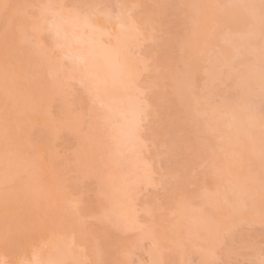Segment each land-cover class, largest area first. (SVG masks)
I'll list each match as a JSON object with an SVG mask.
<instances>
[{"label": "bare ground", "instance_id": "bare-ground-1", "mask_svg": "<svg viewBox=\"0 0 264 264\" xmlns=\"http://www.w3.org/2000/svg\"><path fill=\"white\" fill-rule=\"evenodd\" d=\"M84 1L0 0V6L4 3L20 6L10 9L7 16H5L2 7H0V37H2L5 27H9L10 31L16 32V43L21 49L17 67L6 84L3 67L2 39H0V234L3 233L6 226L5 202L7 201L9 206L7 223L9 226L18 229L24 236L21 247L9 248L7 253L5 252L3 241L0 240V259L5 257L13 260L24 258L31 260L33 264H48L50 260H62L67 262V264H74L76 261L96 259L97 253L94 256L95 253L92 249L93 245L88 242L85 236L87 234L84 235V230L79 231L74 229V227H79L78 222L80 223L79 220L81 216H75L74 220H71V225L74 227L70 225L61 228L57 224H50L47 226L44 220L45 215L55 214L54 211L61 205V202L67 201L68 204V202L72 200L69 191H67V174L72 176L74 172H79V176H81V174L88 175L90 172L86 166H90L93 161L94 155L92 152L94 149L92 150L91 147L88 150H86V148L82 150L81 157H78L73 164V172H70L72 169H67L65 166L63 167V165L54 168V171H51L52 173L50 171L48 172L49 175L47 174L46 176L48 181H54L55 179L52 180L51 178L59 171L60 176H63L62 179L59 175L57 176V178L59 177L55 180L58 186L57 188L55 181H50V186H48L47 180L42 183L38 181V175L44 170L42 168L43 159L37 162L34 159L32 153L33 148L31 146L24 148L17 144V140L24 132L30 129H38L39 145H36V148L39 147L42 153L54 155L55 149H53V146L56 143L55 140H57L56 137L58 134H56L55 131L53 138L49 142L48 137L52 134L44 127L45 119L52 117L51 111H46L45 113L37 112V103L34 102V98L35 101L50 106L52 103L51 101L54 100H51L48 96L49 86L53 83V79L56 78L57 80L66 81L64 86L73 90L75 86L81 87L82 92L87 96L89 101L91 113H97V115L94 116H98L102 120L100 124H94L91 138L95 142L92 144V146L94 145L93 148L95 146L97 148L100 147L105 156V162L101 164L97 163L98 165L100 164L98 166V176L101 185L98 184L99 182L96 185H99L98 187L100 189L97 187V191L100 190L99 193L103 190L106 194L103 200V203L105 202L104 209L112 222L102 223L98 219L101 225L104 224L109 230L114 229V231L118 230L121 232L118 234L116 233L118 238L126 233H135V237L132 234L134 239H132L133 237L131 236L130 240H134V243H136L132 244L133 242L130 240L127 242L132 244V250H135L136 247H141L142 245H138L143 243V239H146L148 246L146 248L147 250L145 249L146 251L144 250V252L147 253L146 257L149 255V262L146 264H153V261L158 258L166 260L164 258L165 251L161 253L155 247L156 241L162 234L174 237L177 241L175 245L170 247L169 250L171 252L169 251V253H177L179 257H175L173 260L169 258L168 260L174 261L175 264H191L192 261L196 264H205L206 261L215 258L214 250L217 245L223 243L224 240L229 237L217 236L212 228L215 221L219 218L220 213L227 210L226 207L223 206L224 200L240 201L242 199H247L248 193L254 192L257 195V208L259 207V180L256 179L257 177L255 178L254 171H249V169L254 166L256 173L259 174V116L262 107H264V97H261L258 89L251 97H245L234 82L230 84L228 81L230 86L227 89V80H219L216 78L215 68L209 63L207 57H193L186 64L181 61V65L178 59V65L181 67L184 65L182 68L183 71L181 70L182 73L178 68L182 80L184 78V81H187V72L191 74L194 72L192 71L194 69H196L195 73H198V75L200 72V77L205 74V78L204 76L199 78L197 74H193L194 78L192 77L190 80L191 82L195 79L194 82H191L193 87L187 88V84L185 85L187 88L185 90L184 88L181 89L184 87L182 86L184 85L182 80L179 82L176 81L177 83L174 81L173 83L174 86L175 84L181 85V88L179 87L181 92L184 90L183 93L178 92V95L182 99L180 102H183V106L190 105L186 104V102H191V105L195 103V108L199 110H193V112H195L192 114L194 116L196 115L195 118H198L199 114H202L199 118L203 120V124L197 121L203 128L198 126L201 130V135L204 138L208 137V139H211L209 136L217 132L218 136L216 138L220 139L218 141V149L213 152L214 144L206 138V157L208 156L210 158L207 157L211 162L208 161L210 165L212 164L210 169H212L213 172L209 170L205 163L207 162L206 160L204 164L201 165L203 166L202 173L204 176L208 174L209 177L205 183H212L214 186L208 184L211 186V189H213H205L206 191L204 188H200L201 192H199L202 194H200L199 199L198 194L194 197H197L198 201L193 198L195 204L192 202V198H187V200L189 199L193 203L192 204L188 200L190 203H188V205L183 201L184 198L177 199V197H174L173 201L168 200L169 202L165 199L166 205H170L168 213L166 212L167 215H164V218L158 217V220L155 223H151V226H148L150 222H145V224H143L138 216L139 209L138 211L136 210L140 208V205L139 207L137 206V200L139 199L142 188L147 189L155 185L152 182V162L150 163L145 158H149L148 153L144 152L143 154V149L146 145L145 140L142 138V135L135 132L133 110L138 94L146 91V89L148 90L146 86L140 84V81L143 80L142 78H144L147 73L146 71H150L151 69L148 70L149 65L146 66L143 63H140L136 67L135 72L132 74V78L138 83V87L126 89L120 85L118 80L115 83L109 81L108 88L106 90H101L98 94L94 90L90 91V89H92V80L89 78V74H94L97 79H103L112 71L108 63V57L110 55L109 49L111 48L123 45L130 50L129 54L133 56L134 61L135 57H139L140 52L137 55L134 52L140 51L143 46H146V43L149 45L148 40L136 34V28L142 23L141 18L143 16H140V14L144 15L145 12H143V9L124 8L119 11L115 9L116 6L122 5L124 0L120 1L121 4L116 5L115 3L114 9L109 4L112 12L109 10L110 8L105 10H84L74 7L79 6L81 3H83L82 5L88 3H90L88 5H95V2L99 4L101 0ZM109 1L102 0L100 4L105 3L104 5H108L107 3ZM135 1H131V3L143 5L141 0ZM178 1L176 0V3L179 5L197 3L206 6L259 2V0ZM33 5H53L55 7H31ZM136 10L139 12H135ZM185 11H182L183 14ZM219 11V9L205 7L198 11V18H190L191 21L194 19L193 21L196 23L199 20L200 23L198 22V25L201 24L195 27L194 25L197 24H193V22L189 20L190 23L187 24L191 27L189 30L185 29L188 33L194 30L192 32L193 34L191 33V37L195 43H193L192 40L191 44H188V46L193 44V50L197 48L203 39L211 35L212 20ZM129 13H131V16H129ZM118 16L122 17V20H118ZM184 20L186 23L188 19ZM122 24L123 27L121 26ZM191 29L193 30L191 31ZM196 35L199 36V39ZM216 39L212 41L214 47L218 46V44H216L218 43ZM196 42L198 44H196ZM220 42L221 45L217 48L221 49L224 47V43L222 40H220ZM192 46L189 48H192ZM54 53L56 54L55 57ZM52 54L53 56H51ZM186 68V75L182 76V74H185ZM162 79L164 80V75ZM224 81H226V83H224ZM200 82L204 84H200ZM167 83V85H170V80ZM223 87L225 89H223ZM219 88H222L225 93L221 89L219 90ZM200 89L202 92L204 91L203 96H201L203 99L198 95ZM229 89H231L230 91L233 90V92L230 93L229 91V93H226ZM222 92L226 97L223 96L225 99L223 100L222 98L221 101L220 97L223 95ZM147 93H150V91H147ZM232 93H234L233 96H231ZM228 94L230 95L227 96ZM239 97H242L243 100L240 101ZM194 98L196 100H194ZM215 98L216 101L219 99L220 103L216 102ZM186 99L188 100L186 101ZM197 101H199L198 104H196ZM6 102L11 114L10 123L12 127L9 144L7 146L3 134ZM200 103L205 107L199 106L200 108H198ZM244 104L251 105L255 114V122L248 126H245L238 118H234L233 116V113L238 111L239 108H242ZM201 108L204 112H202ZM21 115H23V119L17 124V117ZM63 116H67V114L64 113ZM197 118L196 120H199ZM106 120L110 122L106 123ZM112 125L119 126V135L113 134ZM72 128L75 129V127ZM249 129L254 133L256 138L255 148H253L249 138ZM213 141H215V139ZM6 148L9 150L7 158ZM209 150H211L212 155H210ZM28 153L29 155L31 154V157ZM81 169L83 172H80ZM63 171L65 173H63ZM61 172L63 174H61ZM50 174L53 175L51 176ZM215 177L218 179L216 180ZM59 180L63 184L59 182ZM97 180L96 178V181ZM217 181H220V183H217ZM204 187L208 188L209 186ZM202 190H204V193ZM167 194L171 196L169 192H167ZM176 199L177 201H174ZM138 201H140V199ZM64 204L65 202L61 205V208L63 206L64 209L62 211L64 214L66 212L69 214L67 204H65L66 206ZM141 206L143 207L144 205ZM65 209H67V211ZM99 215H101L99 210L92 211L91 208V219L93 217L97 219L96 217ZM72 218L73 215H71V219ZM77 218H79L78 221ZM29 221H31V224ZM26 222H29V225H27ZM256 225H259V223ZM22 228L26 230L24 231ZM210 231L212 232L211 235L209 234ZM79 232H81V234ZM140 239L141 243L136 245ZM118 240L119 239H116L118 246L115 244V248L121 252L119 248L125 245L122 243L121 239L119 242ZM118 250L117 252L119 253ZM129 256H131V254ZM191 256H194V259L190 258ZM195 256L198 260L195 259ZM189 258L192 259V261H189ZM225 258L228 259V257ZM194 262L192 264H194Z\"/></svg>", "mask_w": 264, "mask_h": 264}, {"label": "snow or ice", "instance_id": "snow-or-ice-1", "mask_svg": "<svg viewBox=\"0 0 264 264\" xmlns=\"http://www.w3.org/2000/svg\"><path fill=\"white\" fill-rule=\"evenodd\" d=\"M3 12L7 16L10 9L20 7L17 5L2 4ZM31 7L51 8L53 5H33ZM81 9L105 10L111 6L97 5H79L74 6ZM122 9H152L146 12L142 17V23L136 28V34L142 36L145 40L151 42L152 47H148L146 51H142V55L135 57V61L130 50L123 45L109 49L108 63L112 69L103 79H97L94 74H89L92 80V89L97 94L101 90H106L109 81L115 83L117 80L120 85L126 89L138 87V83L132 78L136 67L143 63L150 65L156 63L159 71L164 74L163 83L166 85L169 80L177 81L180 73L178 71V59L184 63H188L193 57H207L209 63L215 68L216 78L219 80H227L234 82L237 88L245 97H251L259 90L261 97H264V0L258 3H228L216 4L211 6L200 4H185L178 6L169 5H120ZM175 7L187 10L183 17L173 16L172 21L179 22L182 19H190L196 17L198 11L205 7L219 9V13L213 17L211 35L203 39L195 50H191L185 42L180 38L178 31L173 32L172 23H166L165 18L158 11ZM131 16V13H129ZM122 20V17H117ZM123 27V24L121 25ZM219 38L223 41L224 47L219 51H215L212 41ZM2 55L3 67L5 75V83L7 84L9 77L14 73L20 59L21 49L17 46V34L10 31L9 27H5L2 37ZM66 81L53 79V86L62 87ZM165 91H167L165 87ZM37 103V112L45 113L46 105ZM62 113H67L69 127H75L79 135L86 134V128L90 127L88 117L75 113L74 109L61 108ZM135 120V132L139 135L150 134L156 139H162L165 142V148L168 152L175 154L177 159H181L187 146L182 140V133L178 134V129L183 127V120L178 115H174L170 103L166 100H154L146 91L140 92L136 99L133 110ZM234 118L245 126L255 122L254 109L249 104H244L242 108L233 113ZM23 119V115L17 117V124ZM11 114L6 102L4 109L3 134L6 146L9 144V137L12 132ZM110 121L106 120V123ZM260 136H259V207L257 208V195L254 192L248 193L247 199L240 201L224 200L223 206L226 211H222L219 218L215 221L212 228L217 236L227 237L229 235L235 238L237 235L248 234L247 239L238 246H233L232 254L245 256L248 258L237 259L229 264H264V107H262L260 116ZM64 126V116L46 118L44 127L50 131L49 142L53 138L55 131ZM118 125H112L114 135H119ZM249 138L253 148L256 146V138L254 133L249 129ZM89 144L94 141L89 138ZM190 150V149H187ZM9 150L6 148V158ZM45 153L37 147L34 149V159L39 162L44 158ZM94 162H105L103 154H94ZM188 168L185 165L183 169H177L175 174L165 177L162 183H167V190L177 197H182L185 186L191 180L188 176ZM78 178L77 173L72 174ZM106 194L101 191L99 197L92 202V211L99 210L101 215L96 218L101 222L111 223V219L104 209L103 200ZM68 211L73 216H82L84 205L80 198L74 197L67 204ZM9 206L5 202V220L6 226L0 240L3 241L5 252L9 248L21 247L24 236L16 228L8 225ZM259 223L261 229V240L259 245L258 256L255 252V243L251 239V233L254 232L256 224ZM207 230V229H206ZM211 235L212 232L210 231ZM86 239L92 243L97 253L94 260L76 261L74 264H134L128 257L132 252V245L123 246L120 258L116 260H107L104 258L105 249L98 235L88 233ZM177 243L174 237L167 234L160 235L155 243V247L163 253L169 250L171 246ZM0 264H33L28 259H0ZM48 264H67L62 260H50ZM153 264H175L174 261L164 260L162 258L155 259ZM205 264H222L215 259L208 260Z\"/></svg>", "mask_w": 264, "mask_h": 264}, {"label": "rangeland", "instance_id": "rangeland-1", "mask_svg": "<svg viewBox=\"0 0 264 264\" xmlns=\"http://www.w3.org/2000/svg\"><path fill=\"white\" fill-rule=\"evenodd\" d=\"M120 1L121 0H119V1L116 0V2H115V0H113V1L110 0L107 4L108 5L110 4L113 7V9H114L115 8V3H116V5L117 4H121ZM131 1H135V0H124V2H122L123 3L122 5L135 4L133 2L131 3ZM141 1L143 2V5H154V4L169 5V6H178L179 5L178 3H176V0H141ZM186 1H190V0H186ZM78 2H80V1H78ZM99 2L101 3L102 0L99 1ZM135 2H137V1H135ZM200 2H202V1H200ZM84 3H85V1H84ZM92 3H94V2H92ZM82 4L83 3H81L80 5H82ZM88 4H90V3H88ZM88 4H85V5H88ZM94 4L96 5L97 2H95ZM195 4H197V3H195ZM118 6H120V5H118ZM118 6H116L115 9H118V11L120 9L123 10L122 8H120ZM84 10H86V9H84ZM109 10L112 12L111 8ZM138 10H139V8H138ZM138 10H136L135 12H137ZM143 10H144L143 12H145V13L146 12H149V11H152V9H143ZM156 11H158L160 14H162L164 16L166 23H172V29L171 30L173 32H177L178 31L180 38L185 42V44L187 46H188V44H191V41L193 40V38L191 37V33L194 30L191 29V31L192 30L193 31L188 33V32L185 31V29H188L189 30L190 27H191L187 23H190V22H193V24L196 23V22L193 21L194 19L192 21L190 19H188V20L186 19L187 20L186 23H185V20L184 19L179 20V22L172 21V19H171V17H173V16L183 17V15H184L183 12L185 10H181V9L175 8V7H169V8H165V9H159V10H156ZM114 13H116V12H114ZM138 16H139V13H138ZM140 16H143V14H140ZM196 17H197V15H196ZM141 20H142V18H141ZM189 20H190V22H189ZM200 20H201V18H200ZM196 21H197V19H196ZM198 22L200 23L199 20H198ZM198 22L196 23L197 25H194L195 27L196 26L198 27V26L201 25V24L198 25L199 24ZM184 24H187V25H184ZM208 24H210V23H208ZM197 37L199 39V36H197ZM200 40H201V38H200ZM216 40L218 42V43H216V44H218L217 47H219L221 45L220 39L218 38ZM192 42L195 43L194 40ZM197 42H199V41H197ZM197 42H196V44H198ZM192 45H190L188 47H191ZM148 47H152L150 41H149V45H147V43H146V46H143L140 51H138V52L135 51L134 53L137 55L140 52V54H139V56H140V55H142V51H146ZM217 47L215 46V48H217ZM190 49L193 50L194 49V46H192V48H190ZM219 50H220V48L215 49V51H219ZM51 56H53V54ZM55 56H56V54L54 53V57ZM53 59H55V58H53ZM180 62L181 61H179V64L181 65ZM180 65H178V68L181 71L184 65L182 67ZM149 67H148V70L149 69H151V70L150 71H146L147 73L145 74L144 78H142L143 80L140 81L141 82L140 84H142V85H144V86H146L148 88V90L146 89V92L147 91H150V93H148V95L150 94V96H151L152 99H154V100H166V101H168L170 103V106H171V109L173 111V114L180 116V118L183 120L184 124H183V127L182 128L178 129V134H181L182 133V140L185 143V145L187 146L186 151L183 153L182 158L181 159H177V157L175 156V154H172V153H170V152H168L166 150L164 140H162V139H156V138H154L150 134H144V135H142V138L145 140V143H146V145L144 144L146 150H145V148L143 149V154H144V152L148 153L149 158H147V157H145V158L150 163L152 162V164H151V165H153V173H152V176L153 177H152V179L154 180V181L152 180V182L154 183L155 186H152V187L150 186L147 189H143V188L141 189L140 196H139L140 201H138L139 199L137 200V206L139 207V205H140V208H137L136 210L138 211V209H139L138 216H139L140 221L143 224H145V222H147V223L150 222V223H148V226L149 225L151 226V223H153V222L155 223L158 220L157 219L158 217L159 218H164L163 216L164 215L165 216L167 215L168 208H170L169 207L170 205L169 206L166 205L165 199L167 201L168 200L169 201H173L174 197H177V196H173L167 190L168 185H167L166 182L165 183H162V181L164 180L165 177L172 176V175L175 174V172H176L177 169H183V167L185 165L187 166V168H188V173L187 174L191 178V180H190V182L188 184H186L185 191H184L183 196L182 197H177V199H183L184 198L183 201L186 202L187 205L189 203L188 202L189 199L187 200V198H190V199L192 198V202L195 204V202H194L195 200L193 201V198L195 196H197V194L199 195L198 199L200 198V194H202V193H200L201 192L200 191V188L201 189L204 188V190L205 189L207 190L209 188L211 189V186L212 185L214 186V184L208 183L210 185L212 184L211 186L208 185V184H206L207 182L205 183V181L207 180V178H209L208 177V174H207V176H204V174L202 173L203 166H201V165L204 164V161L205 160L208 162L209 159H210L208 156L207 157L209 159L206 157V151H205L206 145H207L206 142H207L208 137L205 136L207 139L204 138L201 135V133H200L201 130L198 127V126H200V128H202L201 124H203L202 123L203 120L201 119L202 120L201 121L200 118H199L202 114L200 115L199 113H197V114H199V117L198 118L196 117V118L199 119V120H196V118H195L196 115L194 116L192 114L196 110H199V109H196L195 108V105H194L195 103H193V105H191V102H189V101L192 100L191 99V100L188 101L189 103L186 102V104H190V105L183 106V104H182L183 102L182 103L180 102V101H182V99L178 95V92L179 93H183L185 89H187L189 87H193L191 82H194L195 79H194V81H191V82H190V80H191L192 77L194 78V75H196V74L198 75V73H195V70L196 69L192 70L194 72L190 74L189 72H187V68H186L185 74H182V76H185L186 75V72H187V74H188L187 81L185 80L186 81L185 82L184 81V78L182 80L181 76L179 77L180 80L179 79L177 80L178 82L181 81V80L183 81L182 83H184V85H182V86H184V87L181 88L180 87L181 85H179V84L178 85L175 84V86H174V83H173L174 81H172V80H170V85H167L168 83L165 85L163 83V81H162L163 80L162 78H163V75L164 74L159 71L158 65L156 63L150 64ZM182 71H181V73H182ZM196 72H198V71H196ZM181 73H180V75H181ZM202 74H204V73H202ZM199 75H200V72H199ZM199 75H198L199 78H202L203 76L205 78V74L202 77H200ZM204 78H203V80H204ZM203 80H202V82H203ZM202 82H200V84H204ZM171 83L173 84V86H172ZM224 83H226V81H224ZM224 83H222V84H224ZM227 83H228V81H227ZM229 83L230 84H233L232 82H229ZM228 84H226L228 86V87L226 86L227 89L230 86V84L229 85ZM185 85H187V88H186ZM200 86H203V85H200ZM221 86H223V85H221ZM165 87H166L167 91H165ZM179 87L181 89L184 88L183 92L180 91V88ZM224 87H225V85H224ZM224 87H223V89H225ZM73 88H74V90L63 85L62 87L57 86L54 89V86H53V83H52L49 86V95L48 96L51 98V100L53 99L54 101H51L52 103H51L50 106H46L47 107V111H51V115L52 116L54 115V116H57V117H61L62 115H64V113L61 112V108L62 107H65V108L70 109V110L71 109H74L76 114H79V115L88 117L90 127L86 128V134L85 135H79L77 133L76 129H73V128L68 127V123H69V121L67 123L68 116H64L65 117L64 118V126L62 128H60V129L56 130V134H58V136L56 137L57 140H55L56 143L54 142L55 145L53 146L54 147L53 149H55L54 150V152H55L54 155L49 154V153L46 154V155H44L43 163H42V168L44 170H42L40 172V174L38 175V181L40 183L45 182L47 180V177L46 176H47L48 172L49 171L50 172L51 171L53 172L54 171V168H56L57 166L63 165V167L65 166L67 169L68 168L70 170L72 169V171H70V170L69 171L70 172H73V167H74L73 164L78 159V157L79 158L81 157V152H83L82 150L85 149V148H86V150H88V149H90L92 147L91 149L92 150L94 149L93 152L91 151L93 155L94 154H97V153L98 154H103L102 149H100V147L97 148L95 146L96 148L95 147L93 148L94 145L92 146V144L90 145L88 143V139L91 138V136L93 134V129L92 128H93L94 124L95 123L96 124H100L102 120L98 116H97L98 118L96 116H94V115H97V113L96 114H92L91 113V111L89 109L90 108L89 107V101L87 99V96L82 92L81 87L75 86ZM142 88L145 89L144 87H142ZM143 89H141V90H143ZM220 89L224 92V90L222 88H219V90ZM230 90L231 89H229L227 91L225 90V91H226V93H229ZM203 92L200 89V92L198 93V95H200V98H202L201 96H203V94H204ZM231 92H233V90L230 91V93ZM224 93H223V95H221L222 97H220L221 98L220 99L221 101H222V98L224 96ZM229 95L230 94H228L227 96H229ZM233 95H234V93H232L231 96H233ZM224 97H226V96H224ZM198 98H199V96H198ZM198 98H197V100H198ZM224 99L225 98H223V100ZM239 99H240V101L243 100L242 97H239ZM187 100L188 99H186V101ZM194 100H196V99L194 98ZM217 100L218 101H216V98H215V101L216 102H219V99H217ZM198 102L199 101H197L196 104H198ZM204 102H203V104H204ZM203 104L201 105V103H200V105H198V108H200L199 106H201V107L204 106ZM193 106H194L195 109L193 108ZM193 110H195V111L193 112ZM201 110H202V112H204L202 108H201ZM202 112H200V113H202ZM65 114H67V113H65ZM197 121H199L201 124L198 123ZM202 132H203V130H202ZM38 134H39L38 129H33V130L30 129V130H27L17 140V144L18 145H21L24 148H26L28 146H31L33 148V150H32V153H33L34 152V149L36 148V145L37 146L39 145L38 144L39 143V141H38ZM211 135L212 136H209L211 139H208V140H210L211 143L213 142L214 146L212 144V146H213V150L212 151L215 152V150L218 149V146H219L218 141L220 139L216 138L218 136L217 135V132H215L214 134H211ZM83 139H85V140H83ZM214 139H215V141H213ZM212 146H211V148H212ZM187 149H190V150H187ZM208 149H210V148H208ZM209 152H210V155H212L211 150H209ZM28 155H29V153H28ZM29 156L31 157V154ZM207 162H205V163L207 164L209 170H211V172H213L212 169H210V167L212 165V164L210 165L211 162L210 161H209L210 163L209 162L207 163ZM91 165H92V167H91ZM99 165L97 164V162H94V160H93L91 162L90 166H86L89 169V170L88 169L87 170L90 172L88 175L86 174L87 176L86 175H82L81 173H80L81 176H79V174H78L79 172L77 173L78 174V178L77 177H73L70 174H67V181H66L67 183L64 182L68 186L67 191H69V195H71L70 197L72 199H73V196L80 198L81 201H82V203H83V205H84V208L82 209L83 215L80 217V220H79L80 223L78 222V226L79 227H74L73 225H71V220H74V217L75 216H73V218L71 219L70 213L68 214V212H66L64 214L63 211H62L64 209H63V206L61 208V205L64 202H65V204H67V201L61 202V205L59 207H57V209H55V211H54L55 214L54 215H45L44 216V220H45V223H46L47 226H49L50 224H57L59 227L62 228V227H67V226H70L71 225V227L73 226L75 230H79V231L80 230H84V232H83L84 235L85 234H88V233L98 235L99 238H100L101 243L104 246V249L106 250L105 251L104 258L107 259V260H116V259L120 258V253H121L120 250H118L117 248H115V244H117L116 243V239H119L118 242L121 239V241H122V243L124 245H127V244L129 245L130 243H127V242H128V240H130L132 234L135 237V233H132V234L126 233V234H124L122 236H119V238H118V236L116 235V233L118 234V233H121V232H119L118 230L117 231L116 230L114 231V229H112V230L110 229L109 230V228L108 227L106 228L104 224L101 225L100 221L98 219H95V217H93L91 219L92 202L94 200H96L99 197L98 194H100L99 193L100 190L97 191L98 190L97 187L99 185H101V182L99 181L100 178L98 176V166ZM59 168H61V167H59ZM74 169H76V168H74ZM81 170H80V172H83V170L82 171ZM84 170H85V167H84ZM206 170H207V167H206ZM249 171H252V172L254 171L255 178L257 177L256 179L259 180V174L256 173V171L254 169V166L251 169H249ZM76 172H77V170H76ZM58 173H55V174L53 173L54 175L52 174L53 177L51 179L52 180L58 179L59 177L57 178V176L58 175L60 176V173L59 174ZM63 173H65V172L63 171ZM63 173L61 172V174H63ZM209 174L211 175L210 172H209ZM95 175H96V177H95ZM62 177H61V179H62ZM65 177H66V175H65ZM96 178L98 179L97 181H96ZM215 179H216V177H215ZM50 181H48V186H50L51 182H54V181H51V182ZM210 181L213 182L212 180H210ZM57 182H58V180H57ZM59 182H61V181L59 180ZM97 183L99 184L98 186L96 185ZM217 183H220V181H217ZM52 185H54V184H52ZM55 185H56V181H55ZM204 186H209V187L206 188ZM57 188H58V186H57ZM204 190H202L203 193H204ZM96 191L98 192V194H97ZM167 192H169V194H171V196L168 195ZM170 198H171V200H170ZM177 199L174 200V201H177ZM194 199H197V197L194 198ZM198 199H197V201H198ZM141 205H144L143 206L144 208ZM65 206H64V208H65ZM104 206H105V204H104ZM141 207H142V209H141ZM65 210L67 211V209H65ZM61 211H62L63 214L61 213ZM29 219H30V217H29ZM78 219L79 218H77V221H78ZM29 222L31 224V221H29ZM28 223H27V225H29ZM27 225H25V226H27ZM22 229L24 231L26 230L24 228H22ZM79 233L81 234V232H79ZM134 237L132 239H134ZM247 237H248V234L247 233H244L242 235H237L235 238H233V236H230L229 235V237H227L226 240H224L223 243L218 244L217 247L215 248V250H214V256H215V258L214 259L217 260V261L222 262V264H229V262H234L237 259H245V258H248V257H245V256L234 255L231 252V249L233 248V246H238L239 244L243 243L245 241V239H247ZM251 239L255 243V252H256V255L258 256V253H259V245H260V240H261V229H260L259 225H256L254 232L251 233ZM142 241H143V243H141V239H140V241L137 242L136 245H138V244L141 243L138 246H141V245L142 246L141 247H136V249L133 248L135 250H132L131 256H129V258H128L131 261H133L134 264H142V263L143 264H146L147 262H149L148 261L149 260V258H148L149 255H148V257H146L147 256V253L144 252V250L148 246V244H147L148 242H147L146 239H143ZM131 242H133L132 244H135L136 243V242L134 243V240H132ZM91 245H93V244H91ZM93 246H92V249H93V251L95 253L94 254V256H95L96 255V251L94 250V247ZM117 246H118V244H117ZM122 248H123V246H121L119 249L122 250ZM117 250L119 251V253L117 252ZM169 251L170 250H165V252H164V258L166 260H168L169 258L173 260L175 257H177V258L179 257L177 255V253H174L173 252V253L170 254ZM225 257H228V259H226ZM95 258H97V255H96ZM190 258H193L194 259V256H191ZM190 258H189V261L190 260L192 261V259H190ZM196 258L197 257L195 256V259ZM196 260H198V259H196ZM211 260H213V259H211ZM193 262L194 261H192L191 264ZM194 264H196V263L194 262Z\"/></svg>", "mask_w": 264, "mask_h": 264}]
</instances>
